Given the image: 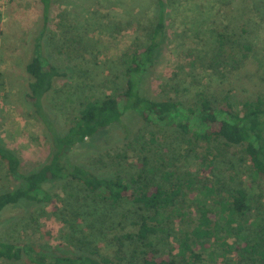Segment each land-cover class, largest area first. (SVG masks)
Returning <instances> with one entry per match:
<instances>
[{
  "label": "rangeland",
  "instance_id": "374dc122",
  "mask_svg": "<svg viewBox=\"0 0 264 264\" xmlns=\"http://www.w3.org/2000/svg\"><path fill=\"white\" fill-rule=\"evenodd\" d=\"M162 1L166 39L147 82L152 96L181 102L187 108L201 93L213 107L226 95L237 105L252 95L264 94V0ZM157 2L52 0L43 25L40 0H0V144L19 156L23 172L36 170L50 156L49 136L26 95L29 78L24 65L35 45L63 74L44 102L65 133L88 101L124 90L129 54L141 52L148 43ZM218 32L224 36L219 54ZM118 103L122 107L123 103ZM127 116L124 112L120 122L77 145L75 161L99 175H120L127 180L143 169L151 181H161L163 170H176L181 180L190 172L195 187L211 185L215 189L207 199L211 206L216 198L230 200L228 194L235 188H244L253 198L264 188V177L249 173L248 162L238 148L233 154L222 146L210 166L209 159L199 154V144L173 126L139 122L125 137L122 129ZM144 155L146 162L141 166ZM17 185L16 177L0 160V192ZM50 191L54 193L52 205L30 203L28 208L18 205L3 211L0 240L32 243L62 255L97 250L114 264H142L139 245L113 238L114 231L135 218L137 205L88 198L82 186L70 180L56 183ZM186 198L182 205L186 214L171 212L170 219L159 225L154 245L160 254H176L182 231L193 226L195 214L193 208H187L190 198ZM251 214L239 220L243 232L232 231L235 235L229 243L233 247L239 246L242 236L252 234ZM212 249L214 256L204 251L203 259L193 264H253L235 250L224 258L219 255L221 250ZM0 264L29 263L20 259L0 260Z\"/></svg>",
  "mask_w": 264,
  "mask_h": 264
},
{
  "label": "trees",
  "instance_id": "16d2710c",
  "mask_svg": "<svg viewBox=\"0 0 264 264\" xmlns=\"http://www.w3.org/2000/svg\"><path fill=\"white\" fill-rule=\"evenodd\" d=\"M51 1L40 0L43 25L47 23ZM163 10V1L158 0L148 43L141 52H127L130 62L123 72L124 90L116 96L104 95L88 101L65 133H61L48 114L44 102L45 95L63 74L43 58L39 45H35L24 65L29 78L26 95L49 136L50 156L39 168L25 173L19 156L0 144V160L6 164L7 172L18 180L13 190L0 192V214L18 205L27 208L38 203L52 205L54 193L50 190L56 183L70 180L80 184L88 198L98 197L113 205L130 201L138 206L135 218L129 221L128 226L114 231L113 238L122 244L139 245L142 248V264L199 263L204 251L215 255L212 246L221 250L219 255L224 258L235 250L241 257L251 259L253 264H264V188L260 187L262 190L255 198L244 188H235L233 193L228 194L230 200L216 198L211 206L207 199L215 189L211 185L195 187V179L190 172L181 180L176 170H163L161 181H151L143 169L127 180L120 175H99L75 161L77 145L120 122L123 113L128 112L127 124L122 129L125 137L130 135L135 123L170 125L191 136L195 145L199 144V154L203 159H209L210 166L222 146L226 152L233 154L238 148L248 162L249 173L257 178L264 177V94L252 95L237 105H233L226 95L218 107H213L206 95L201 93L195 104L187 108L181 102L157 99L150 94L147 82L155 66V56L166 39ZM216 36L219 54L223 50L224 36L219 32ZM230 61L235 60L232 57ZM119 101L123 103L122 107ZM142 159L141 166L145 165L146 156ZM186 195L190 198L187 208H193L195 214L193 226L188 231H182L176 254H160L154 245L159 225L164 219H170L171 212L176 211L177 214L174 213L179 216L186 214L182 206L187 202ZM169 209H173L170 214ZM248 212L252 213L253 232L242 236L239 246L233 247L234 244L229 243L235 235L232 231L235 229L237 234L243 232L239 220L245 218ZM20 259L29 264H114L109 256L97 250L62 255L48 253L32 243L13 244L0 240V260Z\"/></svg>",
  "mask_w": 264,
  "mask_h": 264
}]
</instances>
